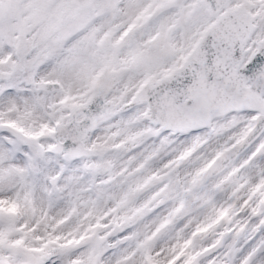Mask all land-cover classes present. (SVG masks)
I'll use <instances>...</instances> for the list:
<instances>
[{"label": "snow or ice", "instance_id": "snow-or-ice-1", "mask_svg": "<svg viewBox=\"0 0 264 264\" xmlns=\"http://www.w3.org/2000/svg\"><path fill=\"white\" fill-rule=\"evenodd\" d=\"M0 264H264V0H0Z\"/></svg>", "mask_w": 264, "mask_h": 264}]
</instances>
